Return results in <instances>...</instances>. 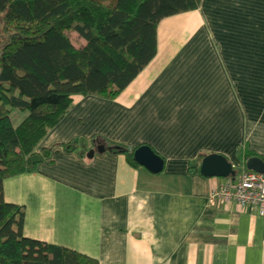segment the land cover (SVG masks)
Instances as JSON below:
<instances>
[{"label":"crops","instance_id":"crops-1","mask_svg":"<svg viewBox=\"0 0 264 264\" xmlns=\"http://www.w3.org/2000/svg\"><path fill=\"white\" fill-rule=\"evenodd\" d=\"M75 139L78 151L57 149L0 185L25 209L28 260L44 261L40 247L52 244L98 264H264V217L210 201L232 180L203 177L198 161L223 155L235 178L247 154L264 161V0H201L162 21L156 57L121 97L82 99L39 150ZM102 139L149 146L162 172L130 166Z\"/></svg>","mask_w":264,"mask_h":264},{"label":"trees","instance_id":"trees-1","mask_svg":"<svg viewBox=\"0 0 264 264\" xmlns=\"http://www.w3.org/2000/svg\"><path fill=\"white\" fill-rule=\"evenodd\" d=\"M200 3L0 0V185L35 173L57 149L78 151V139L38 148L82 99L118 100L156 57L160 23L194 12ZM15 110L27 113L18 125L11 119ZM102 142L111 153L125 156L130 166L140 167L134 160L140 146ZM254 157L260 158L247 154L246 160ZM1 197L0 193V264H98L52 244L40 247L44 261L28 260L22 248L25 209Z\"/></svg>","mask_w":264,"mask_h":264},{"label":"water","instance_id":"water-1","mask_svg":"<svg viewBox=\"0 0 264 264\" xmlns=\"http://www.w3.org/2000/svg\"><path fill=\"white\" fill-rule=\"evenodd\" d=\"M96 151L102 154L106 151L103 145L96 147ZM108 151H111L108 149ZM95 155L94 150H90L87 154L88 158ZM134 160L141 167L153 174L161 173L164 167V161L160 155L156 154L149 146H141L134 152ZM246 170L264 175V161L260 158H250L247 160ZM200 174L203 177L224 178L234 180L236 172L233 169V164L223 155L210 154L203 158L200 165Z\"/></svg>","mask_w":264,"mask_h":264},{"label":"built area","instance_id":"built-area-1","mask_svg":"<svg viewBox=\"0 0 264 264\" xmlns=\"http://www.w3.org/2000/svg\"><path fill=\"white\" fill-rule=\"evenodd\" d=\"M209 199H222L227 202L232 200L243 207H256L259 216L264 217V175L243 171L234 181L215 189Z\"/></svg>","mask_w":264,"mask_h":264},{"label":"rangeland","instance_id":"rangeland-1","mask_svg":"<svg viewBox=\"0 0 264 264\" xmlns=\"http://www.w3.org/2000/svg\"><path fill=\"white\" fill-rule=\"evenodd\" d=\"M26 115H27L26 112H21V111H17V110L13 111V113L11 115V119H12L13 124L18 125L26 117Z\"/></svg>","mask_w":264,"mask_h":264}]
</instances>
